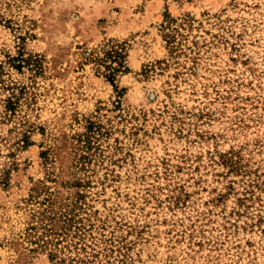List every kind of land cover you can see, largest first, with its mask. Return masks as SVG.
<instances>
[{
    "label": "rangeland",
    "instance_id": "obj_1",
    "mask_svg": "<svg viewBox=\"0 0 264 264\" xmlns=\"http://www.w3.org/2000/svg\"><path fill=\"white\" fill-rule=\"evenodd\" d=\"M49 195L110 264H264V0H0V264H78L26 231Z\"/></svg>",
    "mask_w": 264,
    "mask_h": 264
},
{
    "label": "trees",
    "instance_id": "obj_2",
    "mask_svg": "<svg viewBox=\"0 0 264 264\" xmlns=\"http://www.w3.org/2000/svg\"><path fill=\"white\" fill-rule=\"evenodd\" d=\"M187 24H190V18L185 17L181 21L168 18L163 25V38L169 52L180 49L179 45L181 44L176 39L179 34L181 37L183 36L180 30ZM125 56V44L112 42L108 44L103 57H97V59L104 64V68L108 71L107 76L111 78L114 72L126 69ZM42 60L40 55L20 57L21 62L32 63L40 72L43 70ZM110 64L113 65L110 66ZM12 104L10 101L9 106ZM89 128H91V124L88 126ZM39 203L42 209L34 214L35 223L30 224L26 231L30 236L35 237L38 247L51 249L50 257L64 253L70 261L78 264H110L111 259L117 257L114 252H119L125 247V244L115 241L111 237L103 240L101 242L103 245L95 241L92 233H86V228L81 223L82 218L75 212V204L58 203L50 195L44 197ZM87 236L90 237V240H87Z\"/></svg>",
    "mask_w": 264,
    "mask_h": 264
}]
</instances>
